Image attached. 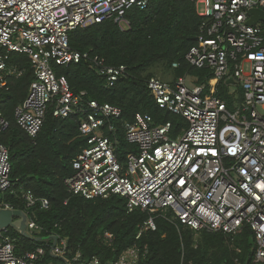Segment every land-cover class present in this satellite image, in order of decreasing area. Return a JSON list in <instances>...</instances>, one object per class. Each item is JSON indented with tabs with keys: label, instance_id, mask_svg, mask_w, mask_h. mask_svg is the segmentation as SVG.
I'll list each match as a JSON object with an SVG mask.
<instances>
[{
	"label": "built area",
	"instance_id": "obj_1",
	"mask_svg": "<svg viewBox=\"0 0 264 264\" xmlns=\"http://www.w3.org/2000/svg\"><path fill=\"white\" fill-rule=\"evenodd\" d=\"M150 0H0V102L2 91L23 69L8 60L11 52L26 54L34 79L26 98L14 108L16 124L30 137L41 131L49 109L54 116L83 114L79 131L86 145L72 160L73 174L66 179L70 193L87 199L120 195L129 212L140 209L148 218L138 226L136 239L156 230L158 215L201 232L236 235L248 227L252 233L253 263L264 261V18L250 24L249 11L264 13V0H189L203 17L201 35L185 54L192 67L207 69V83L194 90L189 74L173 81L156 75L147 80L152 99L164 112L183 117L185 125L174 136L171 121L156 124L150 114L137 112L122 122L128 144L137 148L125 162L117 155V136L111 122L122 116L121 107L89 99L86 90L74 92L56 66L92 62L112 86L126 75L127 66L110 65L90 51L71 48L70 33L78 27L113 19L129 26L127 13L144 9ZM174 67L178 63H174ZM193 84L197 85L192 80ZM235 86V87H234ZM232 96L229 104L220 91ZM10 127L0 110V132ZM9 148L0 141V209H19L27 215L26 232L40 234L41 227L29 211L50 201L31 189H14ZM6 193L23 200L16 208L4 200ZM13 216V221L20 220ZM10 225L0 223V264H55L46 260L45 246L17 253ZM20 233V232H19ZM112 241L113 233L106 231ZM46 245L61 264H105L97 255H71L68 239L50 233ZM148 252L137 243L117 260L106 264H140ZM228 264V263H224ZM231 264H251L235 258Z\"/></svg>",
	"mask_w": 264,
	"mask_h": 264
},
{
	"label": "trees",
	"instance_id": "obj_2",
	"mask_svg": "<svg viewBox=\"0 0 264 264\" xmlns=\"http://www.w3.org/2000/svg\"><path fill=\"white\" fill-rule=\"evenodd\" d=\"M127 17L130 23L125 29L108 19L70 33L71 48L88 50L110 65L127 66L126 75L115 84L108 86L106 77L90 61L55 67L74 92L86 90L89 99L121 107L122 116L109 122L114 131L104 127L105 134L118 137L117 155L121 162H125L129 152L137 151L127 143L122 129V122L132 120L137 112L150 114L156 124L171 121L174 136L185 125L183 117L164 112L152 99L147 80L155 75L150 71L153 65L172 69L176 78L189 74L197 85L207 83L211 76L209 70L192 67L185 61V54L201 35L203 22L194 2L150 0L144 9H130ZM8 61L23 69L21 76L10 80L9 89L2 91L0 102V110L10 121L9 129L0 132V141L10 151L11 181L14 189H31L37 197L50 201L47 209L37 204L29 211L42 229L40 234L24 236L11 230L17 240V253L42 245L47 248L46 260L61 264V259L46 245L47 240H53L47 239L50 233L56 232L68 239L71 255H97L105 264L117 260L135 243L148 249L140 264H231L235 258L264 264L253 263V236L248 227L236 235L208 230L197 233L158 215L156 230H148L136 239L138 226L148 218L147 212H129L127 200L120 195L87 199L70 193L66 179L73 174L72 160L86 145V138L79 131L83 114L76 111L67 117H56L50 108L41 131L30 137L16 124L14 108L26 98L34 79L31 60L26 54L11 52ZM174 63L178 66L174 67ZM218 95L232 103V96L226 92L221 90ZM3 198L16 208H25L15 194L6 193ZM106 231L113 233L112 241L106 239Z\"/></svg>",
	"mask_w": 264,
	"mask_h": 264
},
{
	"label": "water",
	"instance_id": "obj_3",
	"mask_svg": "<svg viewBox=\"0 0 264 264\" xmlns=\"http://www.w3.org/2000/svg\"><path fill=\"white\" fill-rule=\"evenodd\" d=\"M249 14L251 15L249 20L250 24H254L258 17L264 18V13L256 8L251 9ZM196 39L198 40V37ZM13 216L20 217V220L13 221ZM27 219L28 215L23 210L0 209V223L2 225L12 226L16 231L20 232L24 236H28V233L25 230ZM251 243L253 244V240H251Z\"/></svg>",
	"mask_w": 264,
	"mask_h": 264
},
{
	"label": "rangeland",
	"instance_id": "obj_4",
	"mask_svg": "<svg viewBox=\"0 0 264 264\" xmlns=\"http://www.w3.org/2000/svg\"><path fill=\"white\" fill-rule=\"evenodd\" d=\"M150 71H152L156 76L160 77L164 81H173L176 79L172 69L165 68L164 66L161 65H153L150 68ZM192 80L193 77L189 75V77H187L186 79V83L188 84V86L194 90L196 89L199 90L200 87L198 85L193 84Z\"/></svg>",
	"mask_w": 264,
	"mask_h": 264
}]
</instances>
